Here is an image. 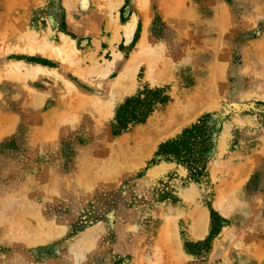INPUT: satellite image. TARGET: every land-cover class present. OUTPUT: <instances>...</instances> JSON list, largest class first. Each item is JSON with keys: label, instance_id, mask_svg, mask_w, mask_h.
Returning a JSON list of instances; mask_svg holds the SVG:
<instances>
[{"label": "rangeland", "instance_id": "1", "mask_svg": "<svg viewBox=\"0 0 264 264\" xmlns=\"http://www.w3.org/2000/svg\"><path fill=\"white\" fill-rule=\"evenodd\" d=\"M212 85L214 107L145 146ZM156 89L167 104L115 136ZM206 114L225 123L200 182L153 163ZM0 264H264V0H0Z\"/></svg>", "mask_w": 264, "mask_h": 264}, {"label": "trees", "instance_id": "2", "mask_svg": "<svg viewBox=\"0 0 264 264\" xmlns=\"http://www.w3.org/2000/svg\"><path fill=\"white\" fill-rule=\"evenodd\" d=\"M124 9V7L121 9L122 19ZM167 102L168 97L161 89L139 92L136 96L127 98L125 103L118 108L113 123V134L117 136L128 130L130 125L145 123L158 105L164 106ZM224 123L225 119L221 114L204 115L176 137L161 143L154 154L153 163L166 161L185 166L189 172V179L200 182L214 155L216 140L223 131ZM225 223L224 218L211 210V228L208 239L216 236Z\"/></svg>", "mask_w": 264, "mask_h": 264}, {"label": "bare ground", "instance_id": "3", "mask_svg": "<svg viewBox=\"0 0 264 264\" xmlns=\"http://www.w3.org/2000/svg\"><path fill=\"white\" fill-rule=\"evenodd\" d=\"M124 27L126 28V32L129 35H131L130 33L135 28V21L132 20V21L124 24ZM20 64L22 66H26V69H27L26 75L29 77H36L39 74H49V72H50L47 69H42L41 67H35L32 65H28V64L23 65L22 63H20ZM18 67L19 66H16L15 68L18 69ZM22 74H24V73H22ZM218 95H219V90L217 87H215V85L210 86L209 89H207L206 91H202V90L196 91V93H194L188 99V101H187L188 105L183 110H177L176 109L175 111H172L171 119L166 123V125H164L163 127H157L156 129H154L152 134L147 137V140H148L147 144H146V142H143V143H145V146L146 145L147 146L155 145L160 140H162L166 137L172 136L183 125H185L189 121L193 120L195 117H197L199 114H201L205 110H208V109L214 107L215 106V99L217 98ZM179 113H181V115ZM202 223H203V221H202ZM199 224H196V225H199ZM13 233H14L15 237H17V238L28 236V233H27L25 227L22 225V223H20L18 221L13 227ZM195 236H200V235H197L195 233Z\"/></svg>", "mask_w": 264, "mask_h": 264}]
</instances>
